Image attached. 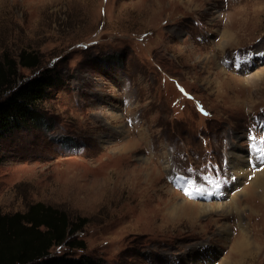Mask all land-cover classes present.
<instances>
[{
  "label": "rangeland",
  "instance_id": "1",
  "mask_svg": "<svg viewBox=\"0 0 264 264\" xmlns=\"http://www.w3.org/2000/svg\"><path fill=\"white\" fill-rule=\"evenodd\" d=\"M226 27L233 40L221 48ZM22 50L59 83L36 120L0 137L2 215L42 203L84 222L70 237L84 249L50 255L89 264H264V204L227 197L250 181L231 190L230 152L264 157V81L223 91L212 81L217 63L236 78L264 72V0H0V61ZM38 72L18 68L21 78ZM177 174L197 180L190 196ZM170 187L232 211L168 221L160 191ZM238 220L252 223V259L232 252Z\"/></svg>",
  "mask_w": 264,
  "mask_h": 264
},
{
  "label": "trees",
  "instance_id": "2",
  "mask_svg": "<svg viewBox=\"0 0 264 264\" xmlns=\"http://www.w3.org/2000/svg\"><path fill=\"white\" fill-rule=\"evenodd\" d=\"M18 68L39 72L27 78L18 76ZM52 69L42 68L38 54L20 51L16 58L0 61V137L33 121L38 105L59 83ZM85 223H75L64 211L42 203L28 206L23 213H0V264H89L84 257L52 256L53 247L84 249L82 241L70 237ZM70 238V239H69Z\"/></svg>",
  "mask_w": 264,
  "mask_h": 264
},
{
  "label": "bare ground",
  "instance_id": "3",
  "mask_svg": "<svg viewBox=\"0 0 264 264\" xmlns=\"http://www.w3.org/2000/svg\"><path fill=\"white\" fill-rule=\"evenodd\" d=\"M226 22H228V20ZM228 28L229 27H226V29H224V31L221 34V38L218 44V46L221 48L226 47V45L233 40V32L229 30ZM258 51H261V50H258ZM238 65H240L242 68L244 67V68L249 69V67L252 66V61L251 62H239ZM217 67L219 68V71L218 73H215V78H218V79L213 78L212 81L215 84L217 83L219 84V86L222 89L221 91L224 90L223 86H225V82L228 83V86L233 85L236 87V85H242L243 86L242 90H247L246 88L249 85L252 87V90H253L254 87L260 88L261 84L264 81V72H261V71H257L256 73L247 75L245 77L236 78L232 76L233 74L232 75L227 74L225 70L219 66V63H217ZM251 69L253 68H250L249 70ZM215 80H218V81H215ZM230 153L231 155L228 157V167H229L228 169L230 171V174L235 176V180L231 183V187H232L231 190L238 188L239 187L238 185L240 184V182H242L241 180L244 178H245L244 180L250 179V181L247 184V187H242L236 193L230 192L227 195V197H229V199H231L232 201L236 203L237 202L236 196L238 194H240V196H243V198H247V199L250 197L251 194H255L256 197L253 196L254 200L259 199L260 202L264 204V162L263 161H260L259 163L256 162L255 168L252 169L250 168L248 160H247V153H244V154L238 153V152H235L234 150ZM167 166L166 168L169 170V167ZM150 177L148 176V178ZM160 193L163 197H165V201L163 204V210H165V213L163 216H165L166 220L168 221L170 220L173 221V220L178 219V220H187L193 223L194 220L199 216H205V215L212 216L218 212L228 214L232 211V206H230L231 204L227 202H224V201L200 202V201H193V200L191 201L183 197L179 192L174 191L171 187L168 188L166 191H162V192L160 191ZM249 210L250 211L253 210V207L251 205H249ZM250 215H254L255 217V215H257L256 210H253L250 213ZM237 223H238V227L240 228V232L238 234V237H236V239L234 240V243L232 246V252H237V253L239 252L240 258H244L247 254L246 252H248L247 256L250 259H252L258 254V249H259L258 247L259 244L255 240L257 238H252L248 234L250 232L249 227L252 225V223H246V225H242V221L239 222V220ZM220 231H221L220 235H222L223 237L225 236V234L226 235L228 234V231L224 225L221 227ZM226 261L227 260H224L223 264H227ZM188 262L189 264H191L190 261ZM200 262H208V261H205L202 259ZM173 263L174 264H184L183 259L179 260L178 258H176Z\"/></svg>",
  "mask_w": 264,
  "mask_h": 264
},
{
  "label": "snow or ice",
  "instance_id": "4",
  "mask_svg": "<svg viewBox=\"0 0 264 264\" xmlns=\"http://www.w3.org/2000/svg\"><path fill=\"white\" fill-rule=\"evenodd\" d=\"M251 55L252 54L249 53L248 57L250 58ZM262 55H264V54H262ZM259 135H260L261 139H264V130H261L259 132ZM248 139L250 141H255L256 136L253 135V129H249ZM262 155H264V153H262ZM192 171L193 170L191 168L188 169L189 173H191ZM216 175H217V180L215 182H213V186H214V188L219 189L220 186H221L222 181L219 180V175L220 174L217 173ZM174 179L176 181H179L180 183H182L184 185V193H185V195H189L190 196L192 194V192L190 190L193 189V186L197 183V180H194L192 178L185 177V176H182V175H179V174H177L174 177ZM204 179H205V181H207L208 178L205 177ZM194 191L199 193V194H201V195L205 194V189L204 188H195ZM208 194L210 195L211 193H208Z\"/></svg>",
  "mask_w": 264,
  "mask_h": 264
}]
</instances>
